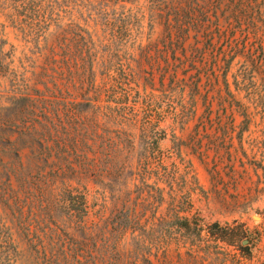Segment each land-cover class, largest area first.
I'll use <instances>...</instances> for the list:
<instances>
[{
	"label": "rangeland",
	"instance_id": "1",
	"mask_svg": "<svg viewBox=\"0 0 264 264\" xmlns=\"http://www.w3.org/2000/svg\"><path fill=\"white\" fill-rule=\"evenodd\" d=\"M58 2L61 11L55 13L60 18L55 17L56 22L47 27L36 25L31 5L11 13L0 3V41H6L0 48V127L7 122L5 108L11 98L26 87L42 65L39 48L44 46L46 35L65 29L66 55L74 71L83 55L78 27L95 40L107 38L100 49L116 61L111 69L118 72L119 80L108 81L106 70H98L93 84L106 90L114 84L117 89L106 96L120 103L118 99L128 90L121 66L135 65L131 98L122 105L121 112L131 118L137 116L139 123L127 127L125 156L133 160L134 168L145 160L157 162L160 167L158 178L135 169L127 180L134 199L155 196L159 202L146 205L145 213L138 215L142 223H160L144 232L146 253H158V261L152 257L155 264H264V173L254 169L264 165L262 127L252 125L242 139L238 138L241 117L229 108L223 80L218 83L213 72L217 50L228 43L226 39L219 42V36L235 29L241 37L256 25L235 23L232 11L236 7L231 1L192 0L197 14L184 19H175L174 12H166L164 17L154 13L157 6L152 0H133L118 6L107 0ZM10 6L22 4L12 2ZM251 12V19L255 16L264 20V0L258 1ZM15 15L16 21L11 19ZM123 17L131 32L111 42L122 31L119 20ZM206 20L215 22L203 27L201 22ZM180 30L185 32V41L175 33ZM80 72L70 73L65 83L67 97L77 95L79 101L74 84ZM229 82H233L231 77ZM137 90L144 95L141 100L135 97ZM236 99L243 101V95L236 93ZM230 119L235 120L234 127H228ZM114 129L108 124L102 133L106 137L124 136ZM228 131L233 138L226 135ZM108 196L95 185L87 187L90 223L118 216L110 201H105ZM53 218L62 222L59 214ZM63 237L62 246L67 251L73 240L68 233ZM59 246L53 248L54 264H59ZM77 249L83 250L79 246ZM60 263L68 264L64 258Z\"/></svg>",
	"mask_w": 264,
	"mask_h": 264
},
{
	"label": "trees",
	"instance_id": "2",
	"mask_svg": "<svg viewBox=\"0 0 264 264\" xmlns=\"http://www.w3.org/2000/svg\"><path fill=\"white\" fill-rule=\"evenodd\" d=\"M58 1L0 0V3L11 13L31 5L36 25L47 27L56 22L55 17L60 18L55 13L61 11ZM152 1L157 6L152 11L161 16L174 12L175 19H184L197 14L192 0ZM225 1L235 4L232 11L235 23L252 22L256 26L241 37H237L235 29L219 36V42L226 39L228 43L214 56V76L218 83L223 80L226 103L241 117L238 138L242 139L250 126L257 125L262 127L260 137L264 139V20L248 16L262 0H219L220 3ZM12 2L22 6L12 7ZM107 2L118 6L133 0ZM11 19L16 21L17 16ZM215 21H221L217 14ZM215 21L201 23L204 27ZM119 22L122 31H118L111 42L114 38L118 41L129 31L127 18L123 17ZM78 30L83 55L81 65L76 64L77 70L72 69L66 55L69 52L64 38L66 31L59 28L44 37V46L39 48L42 65L5 108L7 122L0 127V263L54 264L53 248L60 244L59 264L61 258L68 264H155L152 257H157L158 261V253H146L144 232L157 228L160 223L158 220L142 223L138 215L145 213L146 205L159 202L155 196L142 201L134 199L127 181L135 174V169L139 174H155L157 178L160 171L159 163L149 160L139 162L134 168L133 160L125 156L129 143L127 127H136L139 121L137 116L131 118L121 109L131 98L129 91L133 89L137 69L133 64L121 66V76L125 77L128 90L118 99L121 102L116 103L106 96L109 91L115 92L114 84L108 90L93 84L98 70H106L108 81L119 80L118 72L111 69L116 61L100 49L107 38L95 40L86 30L80 27ZM173 33L171 30L170 34ZM175 33L185 41L183 30ZM37 42L40 47V40ZM0 43L3 48L6 41ZM234 68L236 71L232 74ZM79 71L80 79L74 88L80 101L77 95L73 99L67 97L65 84L70 73L78 74ZM236 93L243 95L245 103L237 101ZM143 96L137 90L135 97L141 100ZM90 112L91 118L88 117ZM108 124L124 136L103 135L102 128ZM234 126L235 120L230 119L228 127ZM229 131L226 135L233 138ZM254 169L264 173L262 164ZM90 184L109 194L105 201H110L118 216L89 222L87 187ZM55 214L60 215L62 222L53 218ZM186 224L189 228L188 222ZM64 233L73 240L67 251L62 246L65 244ZM77 246L83 250L79 252Z\"/></svg>",
	"mask_w": 264,
	"mask_h": 264
}]
</instances>
